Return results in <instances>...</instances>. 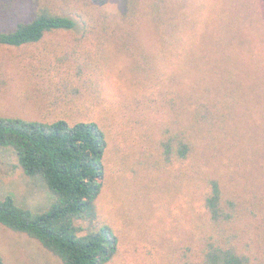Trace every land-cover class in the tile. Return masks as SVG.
<instances>
[{"label": "trees", "instance_id": "1", "mask_svg": "<svg viewBox=\"0 0 264 264\" xmlns=\"http://www.w3.org/2000/svg\"><path fill=\"white\" fill-rule=\"evenodd\" d=\"M27 1L28 19L0 29V46L37 44L53 35L63 40L60 48L95 40L100 69L106 40L124 36L129 65L142 62L143 73L158 84L140 81L135 99L155 103V121L134 129L144 125L139 140L156 148L145 154L148 166L168 168L186 182L170 205L173 241L184 243L177 247L180 264H264V136L250 135L246 118L247 97L253 105L264 99V71L253 70L264 61V0H121L112 11L107 0ZM145 26L163 42H142ZM147 56L157 58L156 67L144 63ZM168 56L173 67L166 83L159 70ZM63 59L56 60L66 73L59 88L76 94L69 85L75 68ZM244 85L242 96L238 86ZM158 102L170 111L162 113ZM135 108L143 112L134 113L138 121L144 110ZM108 141L94 119L0 114V147L10 149L22 172L39 178L51 197L46 208L34 210L12 194L0 196V224L37 239L63 264H108L119 253L118 235L97 205ZM257 151L260 161L251 156Z\"/></svg>", "mask_w": 264, "mask_h": 264}, {"label": "rangeland", "instance_id": "2", "mask_svg": "<svg viewBox=\"0 0 264 264\" xmlns=\"http://www.w3.org/2000/svg\"><path fill=\"white\" fill-rule=\"evenodd\" d=\"M120 4L121 0H107L105 6L112 11L119 10ZM28 9L27 0H0V29H10L15 22L28 19ZM150 31L149 26L143 27L140 33L142 42L148 47L163 42L162 38L153 37L154 33ZM123 39L124 36L106 40L100 69L94 64L99 55L95 50V40L84 41L81 46L71 42L70 46L60 48L58 41L63 40L53 35L37 44L0 46V114L26 119L66 116L102 123L109 145L106 150V181L97 205L101 217L119 238V253L108 264H180L177 247L184 243L173 241L177 229L172 223L170 205L175 191L180 193L186 182L180 176L173 177L168 168L149 167L145 154L152 150V146L154 151L156 148L151 140H139L137 131L144 125L134 128L143 121L151 126L154 124L152 107L155 103L150 104L148 97L136 101L135 98L142 94L140 81L148 75L141 70L142 62L134 65L136 70L129 65L130 60L123 54L126 50L120 44ZM57 58L74 66L70 77L73 85H69L78 93L73 94L70 88L68 93L60 90L62 75L66 73L64 68L58 69ZM146 60L157 66L156 57L147 56L144 63ZM172 64L169 56L162 58L159 75L166 83L172 76ZM253 70L263 72L264 61ZM148 81L154 87L158 85L152 79L148 78ZM244 86H238L242 96L247 93ZM183 91H186V86H183ZM159 97L165 98L160 94ZM247 99L250 101L246 112L250 135L260 132L264 136V99H259L255 105L250 97ZM136 104L144 110L138 121L134 113L143 112L135 108ZM157 105L162 113L170 111L159 102ZM185 110L183 116L186 115ZM158 137L157 134L156 139ZM251 156L260 161L263 153L257 151ZM7 194H12L18 205L34 210H42L51 202L42 181L27 177L12 151L0 147V196ZM0 255L4 264H63L37 239L2 224Z\"/></svg>", "mask_w": 264, "mask_h": 264}]
</instances>
